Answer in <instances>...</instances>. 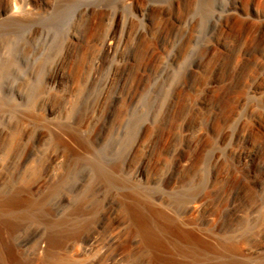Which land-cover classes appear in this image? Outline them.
<instances>
[{"label": "rangeland", "instance_id": "obj_1", "mask_svg": "<svg viewBox=\"0 0 264 264\" xmlns=\"http://www.w3.org/2000/svg\"><path fill=\"white\" fill-rule=\"evenodd\" d=\"M0 58V264H264V0H0Z\"/></svg>", "mask_w": 264, "mask_h": 264}, {"label": "bare ground", "instance_id": "obj_2", "mask_svg": "<svg viewBox=\"0 0 264 264\" xmlns=\"http://www.w3.org/2000/svg\"><path fill=\"white\" fill-rule=\"evenodd\" d=\"M22 1H23V0H22ZM24 2H25V1H24ZM26 2H27V1H26ZM22 7H23V6H22ZM22 7H21V4H20L19 7L16 6L15 9L13 10V13H12L13 16L17 17V16H20V15H21V16H20L21 18H22V17L25 18V15H24V14H25L27 11L24 10V9H27V7H25V8H24V7L22 8ZM207 7H208L207 9H209V4H208ZM27 10H29V9H27ZM23 13H24V14H23ZM59 13H60V12H59ZM22 14H23V16H22ZM11 16H12V15H11ZM26 17H27V14H26ZM28 17H29V15H28ZM28 17H27V18H28ZM27 18H25V20H28ZM29 18H30V17H29ZM16 20H19V19H15V21H16ZM22 20H24V19H22ZM22 20H21V21H22ZM25 20L22 21V23L24 22V23L26 24V21H25ZM21 21H20V22H17V21H16V22H17V23H21ZM13 22H14V21H13ZM16 22H15V25H18ZM10 23H11V22H10ZM22 23H21V24H22ZM24 23H23V24H24ZM11 25H12V24H11ZM15 25H14V26H15ZM21 26H22V25H20V27H21ZM24 26H25V25H24ZM26 26H27V24H26ZM15 27L18 28V26H15ZM22 27H23V26H22ZM8 29H9V28H8ZM14 29H15V28H14ZM5 34H6V33H5ZM13 39H14V38H13ZM109 46H110V48H112V46H113V42H110V43H109ZM8 50H9V49H8ZM0 59H2V58H0ZM6 62H7V61H6ZM8 67H9V66H8ZM0 68H1V67H0ZM4 69H5V68H4ZM0 71H1V70H0ZM5 71H6V70H5ZM5 71H4V72H5ZM3 79H4V78H3ZM0 86H1V85H0ZM0 89H1V88H0ZM0 91H1V90H0ZM1 94H2V93H1ZM104 157H105V156H104Z\"/></svg>", "mask_w": 264, "mask_h": 264}]
</instances>
